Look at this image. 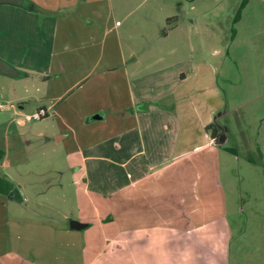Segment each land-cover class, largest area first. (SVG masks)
<instances>
[{
	"label": "crops",
	"instance_id": "crops-1",
	"mask_svg": "<svg viewBox=\"0 0 264 264\" xmlns=\"http://www.w3.org/2000/svg\"><path fill=\"white\" fill-rule=\"evenodd\" d=\"M176 1L172 0L169 6L164 0H107V19H114V22L111 26L100 20L93 24L82 23L91 40L78 45L76 50L81 51L76 53L74 50L67 53L69 43L65 38L71 40V36L61 34L57 38L58 22L51 19L46 21L52 29L46 38L35 34L30 38L20 36L22 45L34 38L38 40V46L32 49L27 60L22 51L12 49L8 37L2 39L0 36V58L7 59L16 72V75L0 73L8 91H12L11 100L16 102L13 104L9 99L0 109L1 114L10 113L9 118L0 119V150L3 151L0 178L12 184L10 190L7 185L0 189V264H68L72 249L76 251L75 257L85 260L86 248L91 241L88 230L98 226L101 232H113V225L107 229L100 208L93 201L89 213L80 214L79 209L77 216L71 218L61 211L62 217L58 221L43 214L44 218L40 219L39 207H53L41 200L44 192L55 190L62 199L66 190L74 185L82 194L90 193L101 199L105 191L96 181L95 171L103 164L130 165L137 178L129 183L128 197L133 195L135 198V186L147 177L146 169L172 166L182 160L172 159L181 143V130L204 104L208 113L213 114L216 88L223 89L228 104L234 95L228 89L252 87L255 98L263 99L264 105V0H238L237 8L242 1L245 3L239 17L232 19L234 29L223 46H216L213 29L208 23L205 27L193 18L181 20L179 10L182 5ZM80 5L81 0H72L69 7ZM0 6V21L5 22L8 7ZM188 10H196V6L190 5ZM20 12L23 14L24 11ZM134 17L138 23L147 26L139 28ZM67 23L64 20L62 26ZM157 24L161 26L156 27ZM136 29L141 32L139 36L135 35ZM99 33H102L100 40ZM108 34L111 36L106 46L104 39ZM244 35L248 41L255 39L258 43L253 54L254 71L259 73L260 79L249 85L247 62L242 58L247 50L234 47L238 38ZM9 47L12 50L8 54L5 49ZM232 63L239 78L230 75ZM218 70L223 73L219 82L215 76ZM94 76L96 78L92 80ZM29 85L31 91L19 89ZM105 87L109 89L107 95L98 96L99 89ZM209 89L211 97H208ZM27 98L36 103L30 112L25 111L23 104ZM39 107L47 109L44 118L50 120L48 129L28 125V116ZM108 114L115 120L126 121V125L107 138L93 139L103 128L100 122L105 121ZM258 117L259 121L264 119L262 115ZM205 123L203 126L208 133L206 126L209 124ZM255 131L257 139L264 136L260 126ZM217 133L218 130L215 137ZM28 136L35 141L32 146ZM207 138L208 147L214 137ZM257 139L250 145L255 146L262 163L264 148ZM229 149L235 153L234 148ZM125 151L128 156L123 158ZM115 153L122 158L112 157ZM49 171L57 173L58 178L48 179ZM65 171L69 172L70 178H63ZM114 189L110 192L118 188ZM131 207L128 212L134 215L136 210L132 212L134 208ZM251 207L250 212L255 215L257 209L254 205ZM71 220L86 223V226L71 229ZM239 222L236 219L232 225L229 219L228 243L223 245L224 252L218 264H245L246 259L240 258L246 253H242L246 246L240 234L245 227L243 229ZM203 223L201 220L197 227ZM144 226L139 225L131 232L146 229ZM188 226L190 224L186 222L185 227ZM237 233L242 240L232 245V238ZM105 240L108 241V237ZM127 240L135 242L138 239L132 232ZM234 248L239 250V255Z\"/></svg>",
	"mask_w": 264,
	"mask_h": 264
},
{
	"label": "rangeland",
	"instance_id": "rangeland-1",
	"mask_svg": "<svg viewBox=\"0 0 264 264\" xmlns=\"http://www.w3.org/2000/svg\"><path fill=\"white\" fill-rule=\"evenodd\" d=\"M164 1L169 6L172 3V0ZM177 1L182 5L179 10L181 20L193 18L200 26L205 27L208 23L213 29L216 46L226 44V37L228 38L232 28L234 29L232 19L238 9L236 5L238 0ZM71 2L72 0H14L0 3L8 7L7 20L0 21V36L2 39L8 37L12 49L22 51L27 60L32 49L38 46L36 43L38 40L34 38V41L29 40L30 42L22 45L20 36L30 38L38 35L46 38L52 31L46 21L51 19L58 22L57 38L61 34L71 36V40L65 38L69 43L66 45L67 53L72 50L74 53L80 52V49L76 50L78 45L91 40L85 33L82 23L93 24L100 20L111 26L114 19H107V0H81L82 5L69 7ZM190 5L196 6V10H188ZM20 10L24 11L23 14L19 13ZM134 18L136 20L134 23L139 28L147 26L138 23L137 17ZM64 20L68 23L63 27ZM118 20L121 22L120 18ZM134 32L138 36L141 33L137 29ZM110 36L111 34H108L104 39L106 46ZM86 38L88 40H85ZM101 38L102 33H99L98 40ZM255 44H258L255 39L250 42L244 35L238 38L234 46L238 50L243 48L247 50V54L242 58L247 62L248 85L260 79L259 73L254 71ZM10 47L5 49L8 54L12 50ZM1 60L9 65L7 59ZM230 70L231 76L239 78L234 63L231 64ZM215 76L219 82L223 73L218 70ZM2 77L4 76H0V103L7 105V100H11L13 94L12 91H8L9 87L2 81ZM95 78L96 76L92 80ZM19 89L22 92L31 91L30 85ZM228 90L234 92L230 103L226 104L223 89L216 88L213 114L208 113L204 104L205 108L199 107L194 119L189 118L179 136L180 146L172 157L182 160L172 166L163 165L159 169L155 167L146 169L144 174H147V177L135 186V198L133 195L132 198L128 197L131 189L129 183L133 178H137L132 167L111 164H103L102 168L95 171L96 181L98 180L101 189L105 191L101 199L90 193L82 194L74 185H71L70 190H66L62 199L54 192L55 190L42 194L41 200L51 204L53 206L51 208L55 210L52 211L47 205L39 207L40 219L44 218L43 214L58 221L62 217L61 211L69 214L71 218L77 216L79 209L82 212L80 214H84L91 209L90 202L93 201L100 208L101 218L107 229L110 225L114 227L113 232L106 233L101 232L98 226L88 230L91 241L86 248L85 260L79 256L75 257L73 253L76 251L72 249L71 258L67 259L68 264H218L224 252L223 245L228 243L229 219L232 225L239 219L241 227L243 229L245 227V231L240 233L247 247L242 251L246 253L240 256L246 259L243 262L264 264V162L261 163L258 159L255 146L250 145L257 139L255 131L257 126L264 130V119L258 120V116H264L263 99L261 101L255 98L252 87L241 90L232 87ZM108 91L107 87L101 88L98 96H102V93L105 96ZM210 93L209 89L208 97H211ZM203 96L206 99L207 93L205 92ZM11 101L13 104L16 103L14 100ZM23 104L25 111L30 112L36 103L32 98H27ZM9 116V112L1 114L0 111V119H7ZM204 122L205 125H210L208 133L204 129ZM100 123H103V128L96 132L93 139L107 138L121 131L126 125V121L115 120L111 114ZM28 125L37 129H48L50 120L45 118L29 120ZM214 129L218 130L217 136L212 140V145L207 147L209 142L207 137H210ZM27 139L31 138L28 136ZM258 139L264 148V136ZM33 144L34 140L31 141V146ZM229 148H234L235 153L230 152ZM115 155L112 157L122 158L120 155L117 157L116 153ZM123 155L125 156L123 158H126L128 152H123ZM47 177L56 180L58 174L49 171ZM63 178H70L69 172L65 171ZM114 187L118 189L110 192ZM243 201L246 203L243 204ZM253 205V208L257 209L255 215L250 212ZM129 207L134 208L132 212L136 210L134 215L128 212ZM201 220H204L203 225L197 227ZM186 222L190 226L185 227ZM139 225H145L146 229L132 231L138 240L135 242L127 240L132 233L131 230ZM239 236L238 233L234 234L232 245L242 240ZM105 237H108V241ZM113 239L118 242L111 241ZM234 251L239 255V250L234 248Z\"/></svg>",
	"mask_w": 264,
	"mask_h": 264
},
{
	"label": "water",
	"instance_id": "water-1",
	"mask_svg": "<svg viewBox=\"0 0 264 264\" xmlns=\"http://www.w3.org/2000/svg\"><path fill=\"white\" fill-rule=\"evenodd\" d=\"M14 0H0V3L3 2H12ZM0 73L7 74V75H16L15 70L4 61L0 59ZM71 229H81L82 227L86 226V223H81L76 220H71L69 223Z\"/></svg>",
	"mask_w": 264,
	"mask_h": 264
},
{
	"label": "trees",
	"instance_id": "trees-1",
	"mask_svg": "<svg viewBox=\"0 0 264 264\" xmlns=\"http://www.w3.org/2000/svg\"><path fill=\"white\" fill-rule=\"evenodd\" d=\"M244 3H245V1H242L241 4L239 5V7L236 11V14L234 16V20H236L239 17L240 11H241ZM209 127H210V125L206 126V129H208ZM215 132H216V130L214 129L211 133L212 137H215ZM229 150H231V149H229ZM2 154H3V151L0 150V157L2 156ZM3 185H7L9 190H10V188L12 189V184L8 180L0 178V189L2 188Z\"/></svg>",
	"mask_w": 264,
	"mask_h": 264
},
{
	"label": "built area",
	"instance_id": "built-area-1",
	"mask_svg": "<svg viewBox=\"0 0 264 264\" xmlns=\"http://www.w3.org/2000/svg\"><path fill=\"white\" fill-rule=\"evenodd\" d=\"M4 108L3 104H0V109ZM45 116H47V109L44 107H39L37 108L35 111H33L28 118L30 120H40L42 118H44Z\"/></svg>",
	"mask_w": 264,
	"mask_h": 264
}]
</instances>
